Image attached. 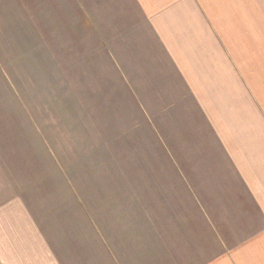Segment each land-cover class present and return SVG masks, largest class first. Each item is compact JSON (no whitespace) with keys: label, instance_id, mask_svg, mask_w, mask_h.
Returning a JSON list of instances; mask_svg holds the SVG:
<instances>
[{"label":"crops","instance_id":"crops-1","mask_svg":"<svg viewBox=\"0 0 264 264\" xmlns=\"http://www.w3.org/2000/svg\"><path fill=\"white\" fill-rule=\"evenodd\" d=\"M117 1L0 0V34L9 33L5 20L40 19L47 31L21 44L51 53L56 91L79 101L83 114L95 109L113 119L102 108L123 111L106 100L121 92L125 62L115 47L122 43L140 60L142 69L131 68L149 90L158 84L142 93L164 142L157 156L149 149L147 172L129 171L139 138H108L100 117L92 152L73 138L83 120L58 100L63 110L43 121L56 153L41 134L42 159L20 138L21 155L0 156L14 192L0 202V264H264V0H130L137 52L121 41L123 26L110 10ZM87 20L113 37L109 44L91 34L96 60L82 52ZM104 54L117 61L118 81L104 77ZM89 69L93 76H85ZM126 88L134 115L135 89Z\"/></svg>","mask_w":264,"mask_h":264},{"label":"rangeland","instance_id":"rangeland-1","mask_svg":"<svg viewBox=\"0 0 264 264\" xmlns=\"http://www.w3.org/2000/svg\"><path fill=\"white\" fill-rule=\"evenodd\" d=\"M110 10L115 16V20H117L118 23L121 22L123 26L124 31L122 33H125V38L121 41L124 43L126 42L125 45H127V48L130 49L132 46V51L137 52L141 47V45L138 44L139 42L130 44L131 36H134V31H132L133 27H136L139 22L135 15V19L133 20L134 25L132 24V13H134L132 12V2L130 0L114 2ZM87 22L90 26V29L88 28L90 35L94 33L99 35L101 33V35L106 38L105 33L107 34L108 32L100 26L98 20H87L86 24ZM73 23H80V20L73 19ZM5 24L9 25V33L7 35L3 33L0 34V44L3 45H0V156L3 154L15 155V153L21 155L20 152H15L18 141L17 138H20L21 141H25L23 143L24 146H29V153L35 159L40 157L42 159L40 152L41 148L39 146L41 134L44 135L42 143L48 144L47 149L50 150L49 153H56L55 149L49 146L51 125H46L43 121L50 122L52 113L63 110L57 106V103L63 100L66 101V103L67 101L69 102L73 115L83 120V122L80 121L77 123L74 128L73 138L76 142H85L86 146L90 145V150L93 152L95 150V144H99L100 142L97 129L101 117L102 126L104 125L108 138L115 139L123 137L126 139L132 136L139 138L138 164L137 166L129 167L128 170L147 172L148 157L150 156L149 149L154 156H157L159 154L157 150L164 146V142L160 129L156 127L159 118L153 113V106L148 105V99L144 96L146 93H142L143 91L154 90V87L158 86V84L151 83V90H149L146 80L143 79L145 76L141 73H137L131 68L133 64H137L142 69L140 60L133 61V58L129 59V54H126V47H124L122 43L117 42L116 46L119 48L115 47V50L119 57L125 62L122 66L127 75L122 73L125 76L122 77L123 82L120 79L121 92H118L111 98H106V100L111 104H122L123 111L112 113L110 109L102 108V111L109 112L113 119H103L100 112H95V109H87L86 114H83L85 112L79 101L76 99L73 101L68 98L66 99L63 94L60 96L58 91H56V82L51 78V67H53V63H51V53L48 51L41 52L39 49L34 48V44L24 46L21 44L24 38L25 43L29 44L36 42L39 39V35L35 31L38 29L42 34V30H46L40 25V19H10L5 20ZM94 28H96V30H92ZM115 31H117V29H115ZM115 31H113V33H115ZM108 36L113 39L109 34ZM116 36L117 34L115 37ZM109 37L108 40L106 38L107 42L113 44V42H110L111 39ZM83 43L84 47L82 48V52L89 57H93L91 58L92 60H96L97 55L100 53L98 50H95L92 45H96L98 40L92 37V35L89 37V40L85 36ZM90 43L92 45H90ZM112 48L114 49V46H112ZM74 52L75 54L77 53L76 51ZM108 58H111V62ZM114 59L113 56L108 57L105 54L100 58L101 67L107 70L104 73V77L106 76L107 81H118L114 73V63L116 68H118V63L117 61L114 62ZM94 69H98V65H95V62L92 65V70ZM57 70L58 68L55 67V72ZM92 70H86L85 76H93ZM129 79L132 83L131 85L136 90L131 91L134 103L137 104V112L134 115L130 113V95L128 92L129 89L126 88L131 87L128 82ZM61 83H64L63 78H61L60 84L57 82V85L59 84L62 89H66ZM91 86L94 87L95 84L91 83ZM92 101H95V98ZM155 103H161V100L157 101L156 99ZM64 109H66V104ZM106 116L105 113L104 117ZM94 119H96V122L99 121V123H95L93 121ZM114 120H118L121 124L115 123ZM9 129L15 134L12 135L14 136L12 139L13 141L7 146L6 140L10 137ZM144 145L147 146L148 150L144 148ZM79 146L80 145H78V147ZM16 149L20 150L23 148L20 145ZM30 150L32 151L30 152ZM26 153L28 152L26 151ZM58 161H60L59 158ZM0 166L1 168L4 166L1 159ZM3 170L4 175L0 173L2 176H0V202L8 196L14 195V192L11 191V185L8 179L10 173L9 169L4 167ZM64 171H66L65 167ZM152 182H156V179H153ZM6 186H8V190L5 189Z\"/></svg>","mask_w":264,"mask_h":264}]
</instances>
